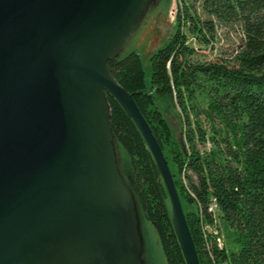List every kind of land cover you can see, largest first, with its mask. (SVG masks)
Returning a JSON list of instances; mask_svg holds the SVG:
<instances>
[{"label": "water", "instance_id": "1", "mask_svg": "<svg viewBox=\"0 0 264 264\" xmlns=\"http://www.w3.org/2000/svg\"><path fill=\"white\" fill-rule=\"evenodd\" d=\"M150 3L0 0V264H142L108 96L155 161L185 263L199 264L163 152L107 66Z\"/></svg>", "mask_w": 264, "mask_h": 264}, {"label": "trees", "instance_id": "2", "mask_svg": "<svg viewBox=\"0 0 264 264\" xmlns=\"http://www.w3.org/2000/svg\"><path fill=\"white\" fill-rule=\"evenodd\" d=\"M176 3V27L149 53L148 84L136 50L109 59L108 70L132 94L163 152L199 264H264V0ZM231 23L243 34L231 59L194 57L190 38L207 44L216 25ZM108 101L111 131L130 157L143 216L166 264H186L155 161L132 119L111 96ZM159 103L178 110V139ZM201 113L210 122V136ZM206 142L211 147L200 150L197 145ZM191 202L197 211L184 209ZM209 208H216L215 217ZM201 225L213 228L205 238Z\"/></svg>", "mask_w": 264, "mask_h": 264}, {"label": "rangeland", "instance_id": "3", "mask_svg": "<svg viewBox=\"0 0 264 264\" xmlns=\"http://www.w3.org/2000/svg\"><path fill=\"white\" fill-rule=\"evenodd\" d=\"M176 4V0H151L142 18L118 52V55H123L131 50H136L145 71L147 84L150 76L149 53L157 46L163 44L169 33L176 27ZM242 40L243 34L240 26L236 23H231L224 26L216 25L213 38L207 44L199 43L193 38H190L188 43L194 47V57L196 59L222 60L231 59L238 45L242 43ZM159 109L167 119L174 137L178 139L180 130L182 129L178 110L172 109L171 107L167 108L163 103H159ZM199 117L202 126L207 129L208 136L212 135L213 132L209 128L210 122H208L203 113ZM222 135H224V132ZM228 137L230 136L228 135ZM113 146L118 171L135 204L138 231L141 240L140 259L142 264H166L159 238L153 226L143 216L130 157L118 140H113ZM197 146L200 150L206 151L211 147L209 142H206L204 145L198 144ZM172 168L174 172L177 171L175 165ZM183 206L185 210L197 211L195 202L184 203ZM208 230L213 231V228H208ZM216 233L218 232L216 231ZM221 234L223 241L226 242L227 240L222 230Z\"/></svg>", "mask_w": 264, "mask_h": 264}, {"label": "built area", "instance_id": "4", "mask_svg": "<svg viewBox=\"0 0 264 264\" xmlns=\"http://www.w3.org/2000/svg\"><path fill=\"white\" fill-rule=\"evenodd\" d=\"M209 207V205H208ZM209 212L212 213V216L215 217L216 215V208H209ZM209 228V225H201V230L203 233V237L205 238V235H207V229ZM216 242L218 244V246H220L219 243V237L216 236Z\"/></svg>", "mask_w": 264, "mask_h": 264}]
</instances>
